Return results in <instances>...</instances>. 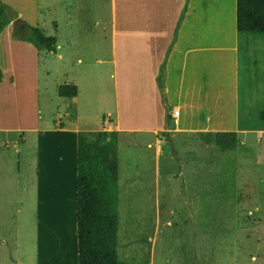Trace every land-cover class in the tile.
<instances>
[{
    "label": "rangeland",
    "instance_id": "1",
    "mask_svg": "<svg viewBox=\"0 0 264 264\" xmlns=\"http://www.w3.org/2000/svg\"><path fill=\"white\" fill-rule=\"evenodd\" d=\"M214 2L203 8L207 15L216 10ZM39 11L45 33L56 37L59 46L55 54L43 52L39 61L43 122L67 125L70 105L58 97L57 87L85 78L91 86L78 98L80 119L83 125L86 121L99 125L98 117L105 118L108 110L103 97L112 98L110 37L120 21L119 0L115 5L112 0H39ZM5 140L0 134V264H38L37 255L46 264H68L59 257L69 233L60 215L64 194L44 183V193H34L33 205L30 182L36 154L20 149L19 165V155ZM138 140L142 138L126 135L117 144L121 263L264 264V135L248 136L242 144L239 140L230 151L200 138L203 144L198 143L196 150L182 139H171L166 141L159 174L152 150L140 148ZM189 154L196 161H188ZM167 163L170 168L174 164L176 174L168 172ZM18 165L28 196L22 207L14 178ZM52 195L57 201L50 199ZM35 202L43 225L37 247Z\"/></svg>",
    "mask_w": 264,
    "mask_h": 264
},
{
    "label": "crops",
    "instance_id": "2",
    "mask_svg": "<svg viewBox=\"0 0 264 264\" xmlns=\"http://www.w3.org/2000/svg\"><path fill=\"white\" fill-rule=\"evenodd\" d=\"M0 1L13 8L18 18L48 36L44 31L46 25L40 21L39 0ZM185 2L119 0L120 21L110 37L112 98L103 97L108 110L105 118L98 117L99 125L95 127L88 121L83 125L77 108L82 89L91 86L85 78L72 81L77 89L75 97L58 96L70 105L67 125L44 123L39 91V61L43 52L30 43L12 40V23L0 32V134L13 153L19 155L18 162L22 159L20 149L36 154L30 182L33 205L34 193L42 196L44 183L64 194L59 201L63 205L60 215L69 233L59 257L68 264H78L75 184L79 132H116L117 144L122 136L141 137L137 145L152 150L157 174L161 171L162 155L168 149L164 134L167 141L182 139L195 150L203 144L199 142L200 134L232 132L241 144L248 136L264 135V32L236 31V0H187L184 18L166 58L164 90H159V67L173 42ZM212 2L216 10L207 15L205 5ZM74 9L72 5L71 20ZM54 38L57 53L58 40ZM56 55L60 60L63 57ZM77 62L81 63V59ZM189 160L196 161L190 154ZM19 165L14 178L21 192L17 203L22 207L28 196ZM167 167L170 174L177 173L174 164L170 168L167 163ZM53 197L57 201L55 195L50 199ZM34 209L37 247V233L43 225L38 219L36 202ZM37 262L47 261L37 255Z\"/></svg>",
    "mask_w": 264,
    "mask_h": 264
},
{
    "label": "trees",
    "instance_id": "3",
    "mask_svg": "<svg viewBox=\"0 0 264 264\" xmlns=\"http://www.w3.org/2000/svg\"><path fill=\"white\" fill-rule=\"evenodd\" d=\"M186 3L174 30V39L159 67L156 78L161 92L164 90V69L167 55L174 43L177 30L184 18ZM12 23L11 39L30 43L38 52L55 54L56 39L45 36L18 18L17 14L0 1V32ZM235 27L240 33L264 32V0H236ZM1 80V72H0ZM77 94L72 84L58 87L60 98H73ZM166 122L169 114H165ZM166 141L167 137L164 134ZM200 140L223 151L236 148V133L200 134ZM116 132H79L77 134L76 168V240L78 264H123L118 259V158Z\"/></svg>",
    "mask_w": 264,
    "mask_h": 264
},
{
    "label": "water",
    "instance_id": "4",
    "mask_svg": "<svg viewBox=\"0 0 264 264\" xmlns=\"http://www.w3.org/2000/svg\"><path fill=\"white\" fill-rule=\"evenodd\" d=\"M163 99H164V94L162 95Z\"/></svg>",
    "mask_w": 264,
    "mask_h": 264
},
{
    "label": "built area",
    "instance_id": "5",
    "mask_svg": "<svg viewBox=\"0 0 264 264\" xmlns=\"http://www.w3.org/2000/svg\"><path fill=\"white\" fill-rule=\"evenodd\" d=\"M175 115H177V113H175Z\"/></svg>",
    "mask_w": 264,
    "mask_h": 264
},
{
    "label": "bare ground",
    "instance_id": "6",
    "mask_svg": "<svg viewBox=\"0 0 264 264\" xmlns=\"http://www.w3.org/2000/svg\"><path fill=\"white\" fill-rule=\"evenodd\" d=\"M42 193V192H41Z\"/></svg>",
    "mask_w": 264,
    "mask_h": 264
}]
</instances>
